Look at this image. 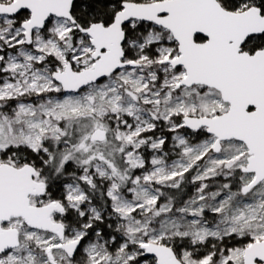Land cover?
<instances>
[{"label": "snow or ice", "instance_id": "snow-or-ice-1", "mask_svg": "<svg viewBox=\"0 0 264 264\" xmlns=\"http://www.w3.org/2000/svg\"><path fill=\"white\" fill-rule=\"evenodd\" d=\"M0 264H264V0H0Z\"/></svg>", "mask_w": 264, "mask_h": 264}]
</instances>
